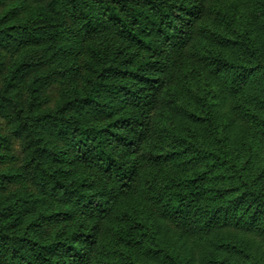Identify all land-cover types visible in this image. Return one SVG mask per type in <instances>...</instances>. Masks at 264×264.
Returning a JSON list of instances; mask_svg holds the SVG:
<instances>
[{
    "label": "trees",
    "instance_id": "obj_1",
    "mask_svg": "<svg viewBox=\"0 0 264 264\" xmlns=\"http://www.w3.org/2000/svg\"><path fill=\"white\" fill-rule=\"evenodd\" d=\"M31 1L76 29L8 24L7 12L0 47L77 30L96 40L93 73L53 112L40 111L43 77L26 104L17 90L30 61L5 77L0 116L37 196L0 209V264H264L245 234L264 221V0ZM47 221L71 225L44 236ZM168 221L209 247L168 244ZM230 224L242 232L212 234Z\"/></svg>",
    "mask_w": 264,
    "mask_h": 264
},
{
    "label": "rangeland",
    "instance_id": "obj_2",
    "mask_svg": "<svg viewBox=\"0 0 264 264\" xmlns=\"http://www.w3.org/2000/svg\"><path fill=\"white\" fill-rule=\"evenodd\" d=\"M7 12H10L11 15L8 24L22 25L29 23L38 27L39 30L52 32L59 25H65L70 29H76L77 27V24L72 22L70 17L50 13L42 4L34 3L31 0H7L0 6V17ZM55 39L57 38H51L38 45L24 44L11 50H4L0 47V89L11 68L19 60L23 59L33 64V67L21 80L17 88L24 104L28 101V84L35 77H43L46 81V86L42 91L41 112H53L66 95L82 92L85 88V80L93 73L87 67L89 61L87 49L89 46L94 45L96 40L83 36L77 30L69 38ZM155 113L154 111L151 114L155 115ZM12 129L11 120L0 116V136L7 138L5 145H8V147L0 146V209L9 207L16 199L23 197L25 200L30 201H27L29 203L27 205H31L30 207L34 208L36 202L31 203V201L37 196V190L26 176L27 173L23 168L24 151L22 142L13 136ZM250 129L252 130L251 125ZM258 153L260 154V160L255 163L257 169L261 166V158L264 155L260 150ZM6 173L18 176L14 179H7L5 178ZM259 190L263 192L264 185L261 188L260 184ZM37 201V207L42 204L43 208L47 210L60 208L57 204L49 201L44 202L38 199ZM65 225L70 226L71 223L47 221L43 225L41 233L44 236H51L57 229ZM163 225L168 236L166 237L168 244L187 242L189 248L198 246L195 253H200L203 249L209 247L207 243L208 239H210L209 236L194 234L189 227L175 222L168 221L163 223ZM260 225L257 229H253L250 232L245 231V234L247 240L254 239L257 241L258 245L255 246V249L259 250V254H257L263 257V220L260 221ZM240 232H242L241 227L230 224L223 228L219 227L212 234L221 233L228 236L237 235ZM212 234L211 236H214ZM253 255V259H256V254Z\"/></svg>",
    "mask_w": 264,
    "mask_h": 264
}]
</instances>
